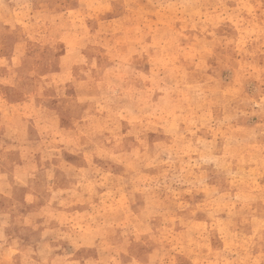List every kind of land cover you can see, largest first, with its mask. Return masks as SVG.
<instances>
[{"label": "rangeland", "instance_id": "rangeland-1", "mask_svg": "<svg viewBox=\"0 0 264 264\" xmlns=\"http://www.w3.org/2000/svg\"><path fill=\"white\" fill-rule=\"evenodd\" d=\"M0 264H264V0H0Z\"/></svg>", "mask_w": 264, "mask_h": 264}]
</instances>
